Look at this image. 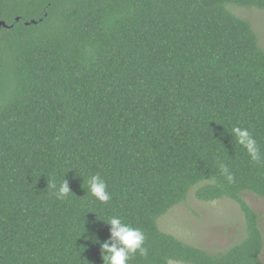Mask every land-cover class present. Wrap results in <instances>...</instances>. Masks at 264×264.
<instances>
[{
	"label": "trees",
	"instance_id": "16d2710c",
	"mask_svg": "<svg viewBox=\"0 0 264 264\" xmlns=\"http://www.w3.org/2000/svg\"><path fill=\"white\" fill-rule=\"evenodd\" d=\"M229 5L264 0H0V264H104L112 216L146 237L128 264H262L243 192L264 197V48ZM191 189L234 200L245 238L210 253L161 230Z\"/></svg>",
	"mask_w": 264,
	"mask_h": 264
},
{
	"label": "rangeland",
	"instance_id": "374dc122",
	"mask_svg": "<svg viewBox=\"0 0 264 264\" xmlns=\"http://www.w3.org/2000/svg\"><path fill=\"white\" fill-rule=\"evenodd\" d=\"M228 8L249 21L260 46L264 48V9L235 5H229ZM193 189L189 191L184 201L174 205L158 218L159 228L210 253L226 250L241 242L246 236V229L238 204L226 197L214 201H201L195 198ZM243 197L259 215V227L263 234L260 260L264 264V197L249 191L243 192ZM169 263L192 264L175 260Z\"/></svg>",
	"mask_w": 264,
	"mask_h": 264
},
{
	"label": "clouds",
	"instance_id": "9594fccd",
	"mask_svg": "<svg viewBox=\"0 0 264 264\" xmlns=\"http://www.w3.org/2000/svg\"><path fill=\"white\" fill-rule=\"evenodd\" d=\"M231 134L236 140L244 146L253 160L259 158V150L256 147V142L250 135L247 129L234 127ZM224 173L229 181L233 179L228 173L226 166L221 165ZM53 187H56L53 185ZM67 182L61 183L54 192L58 199H64L69 194ZM88 191L92 196L102 203H107L110 200V194L107 191V184L100 175H92L88 180ZM112 226L111 237L115 241L112 244L107 242L102 244V258L104 264H128L137 252L141 256L147 255V249L144 247L145 235L139 229L125 222L118 216H112L106 220Z\"/></svg>",
	"mask_w": 264,
	"mask_h": 264
},
{
	"label": "water",
	"instance_id": "95a60500",
	"mask_svg": "<svg viewBox=\"0 0 264 264\" xmlns=\"http://www.w3.org/2000/svg\"><path fill=\"white\" fill-rule=\"evenodd\" d=\"M2 26H6V24H5V22L4 21H0V28L2 27Z\"/></svg>",
	"mask_w": 264,
	"mask_h": 264
}]
</instances>
